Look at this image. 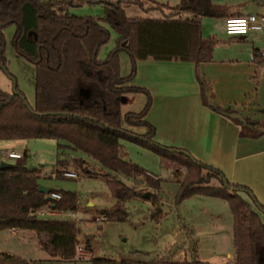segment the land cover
Wrapping results in <instances>:
<instances>
[{
  "label": "trees",
  "instance_id": "16d2710c",
  "mask_svg": "<svg viewBox=\"0 0 264 264\" xmlns=\"http://www.w3.org/2000/svg\"><path fill=\"white\" fill-rule=\"evenodd\" d=\"M93 1L105 4L102 17L67 14L68 8ZM144 1L148 0H0V68L7 72L3 31L10 25L15 26L14 50L35 68L33 106L17 87L11 93L0 90V140L55 139L59 150L81 152L101 168L120 172L127 178L144 177L147 185L156 189L160 180L152 179L145 169L127 160L120 140L137 143L155 152L168 168L186 170L184 178L177 180L176 202L192 195H205L228 203L233 217L234 264H264V222L257 211L264 212V206L249 188L231 184L219 169L197 160L187 150L156 142L155 128L144 118L151 104L150 93L129 84L136 75L138 60H179L196 65L212 61L219 40L201 36V18L224 17L225 9L209 0H180L174 7L154 3L156 9L167 10L163 17L126 15L127 6L144 8ZM102 23L117 37L114 49L100 60L98 51L110 38ZM121 51L128 54L130 62V72L125 76L120 72ZM200 87L203 103L209 105L202 82ZM129 93L145 94L146 102L139 112L123 114L122 104ZM209 106L219 112L231 111ZM245 120L251 123L246 117ZM124 123L144 127L146 131L135 133ZM74 162L80 166L82 160ZM68 165V161L58 159L56 172ZM43 177L37 168L20 163L0 168V230L33 231L43 250L72 260L77 246L76 223L70 219L43 218L36 211L45 206L74 211L76 195L52 188L47 194L40 191ZM212 179L219 185H210ZM106 183L115 203L102 211V218L125 221L126 201L143 194L114 175L107 174ZM50 193H58L60 198L48 200ZM92 262L118 264L102 258H92ZM0 264L32 263L1 253Z\"/></svg>",
  "mask_w": 264,
  "mask_h": 264
},
{
  "label": "rangeland",
  "instance_id": "374dc122",
  "mask_svg": "<svg viewBox=\"0 0 264 264\" xmlns=\"http://www.w3.org/2000/svg\"><path fill=\"white\" fill-rule=\"evenodd\" d=\"M180 0H148L144 8L127 6L128 17L158 18L167 14L166 9H156L154 3L176 6ZM245 2L239 8L248 7ZM105 13L103 2L93 1L70 7L69 15L102 17ZM110 32L109 40L100 47L97 58L104 59L116 46L117 34L102 23ZM217 32L224 30L222 20L214 25ZM15 26L4 29L6 40L5 58L7 72L0 68V90L13 92L16 86L34 104L35 68L16 53L12 45ZM220 37V36H218ZM264 49V48H263ZM121 75L130 72L128 54H119ZM261 65H264L262 63ZM127 94L122 104V113L139 112L146 98L142 94ZM132 98V102H130ZM125 128L142 134L146 131L140 126L124 123ZM127 160L139 165L154 180H160L158 188L149 187L144 177L127 178L117 172L115 176L128 186L142 192V196L126 201L128 213L125 221L102 220V211L115 203L106 183L104 171L92 165L80 166L74 162L78 153L70 149H57V141L50 138L0 140V161L34 166L42 171V185L49 188L73 192L76 195V210L61 214L44 215V218L70 219L76 223V260L51 259L47 251L39 247L37 238L22 240L20 235L7 236L6 229L0 230V252L27 259L32 264H94L92 258L114 260L118 264H234L233 217L228 203L218 197L192 195L176 202L179 191L178 178L183 179L186 170L175 171L165 166L153 151L126 139L120 140ZM3 149L26 153L21 160L2 154ZM73 157V158H72ZM65 160L69 165L56 172L57 160ZM73 172L76 178L65 176ZM142 182V183H141ZM210 185H219L212 179ZM148 193V198H145ZM244 198L247 196L240 192ZM152 196V200L149 197ZM255 208V207H254ZM73 213V214H72ZM264 219V218H263Z\"/></svg>",
  "mask_w": 264,
  "mask_h": 264
},
{
  "label": "crops",
  "instance_id": "0c3cea01",
  "mask_svg": "<svg viewBox=\"0 0 264 264\" xmlns=\"http://www.w3.org/2000/svg\"><path fill=\"white\" fill-rule=\"evenodd\" d=\"M209 1L225 9L224 17L201 18V36L219 40L212 61L196 65L179 60H138L136 75L129 84L140 86L150 93L151 104L144 118L154 126L153 139L156 142L187 150L197 160L219 169L231 184L249 188L264 206V65H261L264 56L259 54L264 48V31L244 36L227 35L223 29L217 32L214 26L219 20L224 23L228 16H264V0ZM245 2L251 4L239 8ZM200 82L209 105L238 112L252 124H238L205 105ZM132 94L145 96L143 93ZM130 100L132 102L133 99ZM3 150L20 153L12 149ZM75 153L78 154L72 158L81 159L83 166L92 165L104 171V177L107 174L115 176L83 153ZM37 169L42 173L41 169ZM257 211L264 222V212ZM59 213L64 212L47 206L36 211L40 217ZM6 231L7 236L20 235L22 240L37 238L36 233L29 230L12 228ZM36 240L38 242V238ZM1 253L20 257L5 250ZM50 258L61 259L52 255Z\"/></svg>",
  "mask_w": 264,
  "mask_h": 264
},
{
  "label": "built area",
  "instance_id": "2783aa9c",
  "mask_svg": "<svg viewBox=\"0 0 264 264\" xmlns=\"http://www.w3.org/2000/svg\"><path fill=\"white\" fill-rule=\"evenodd\" d=\"M224 30L227 35H238L244 36L250 32H261L264 31V16L258 14H247L240 16H228L224 21ZM264 56V49L259 53ZM9 158L22 159L23 154L15 153L13 151H1ZM65 176L69 178H76V174L73 172H66ZM51 198H60L58 193H50ZM104 220V218H101Z\"/></svg>",
  "mask_w": 264,
  "mask_h": 264
},
{
  "label": "water",
  "instance_id": "95a60500",
  "mask_svg": "<svg viewBox=\"0 0 264 264\" xmlns=\"http://www.w3.org/2000/svg\"><path fill=\"white\" fill-rule=\"evenodd\" d=\"M99 2V1H97ZM125 43V42H124ZM13 92H16V86L13 87ZM222 114H224L225 116L231 118V119H236L238 121H240L242 124L244 125H251L252 123L248 124L245 120V118L238 112H234V111H225V110H221L220 111ZM12 165V163H8V162H4V161H1L0 162V168L2 167H7V166H10ZM30 168H34V166H30ZM39 190L44 192V193H49V188L44 186V185H39ZM149 194L148 193H145L144 197L145 198H148ZM47 199L50 200L51 199V196L48 195L47 196Z\"/></svg>",
  "mask_w": 264,
  "mask_h": 264
}]
</instances>
